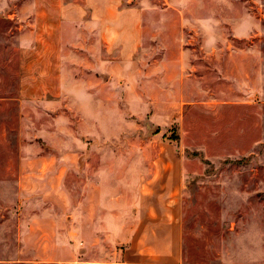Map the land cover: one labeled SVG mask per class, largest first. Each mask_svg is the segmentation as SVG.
<instances>
[{
  "label": "rangeland",
  "instance_id": "obj_1",
  "mask_svg": "<svg viewBox=\"0 0 264 264\" xmlns=\"http://www.w3.org/2000/svg\"><path fill=\"white\" fill-rule=\"evenodd\" d=\"M155 189L264 264V0H0V264H139Z\"/></svg>",
  "mask_w": 264,
  "mask_h": 264
},
{
  "label": "crops",
  "instance_id": "obj_2",
  "mask_svg": "<svg viewBox=\"0 0 264 264\" xmlns=\"http://www.w3.org/2000/svg\"><path fill=\"white\" fill-rule=\"evenodd\" d=\"M166 190V193L164 191ZM158 191L150 198L153 199V206L148 215L162 219L149 233L142 235V241L147 247L142 250L129 251L140 258V263L151 264H180L182 261V232L180 226V209L177 195L181 189H155ZM151 200V199H150ZM156 211V212H155ZM139 263V264H140Z\"/></svg>",
  "mask_w": 264,
  "mask_h": 264
}]
</instances>
